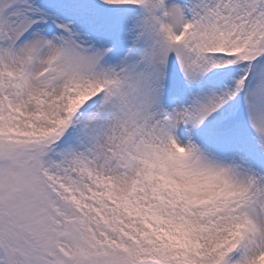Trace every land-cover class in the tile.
I'll list each match as a JSON object with an SVG mask.
<instances>
[{
    "label": "snow or ice",
    "instance_id": "snow-or-ice-1",
    "mask_svg": "<svg viewBox=\"0 0 264 264\" xmlns=\"http://www.w3.org/2000/svg\"><path fill=\"white\" fill-rule=\"evenodd\" d=\"M0 264H264V0H0Z\"/></svg>",
    "mask_w": 264,
    "mask_h": 264
}]
</instances>
